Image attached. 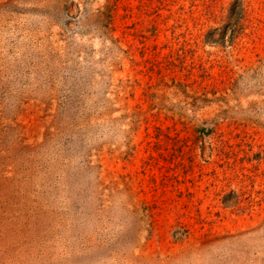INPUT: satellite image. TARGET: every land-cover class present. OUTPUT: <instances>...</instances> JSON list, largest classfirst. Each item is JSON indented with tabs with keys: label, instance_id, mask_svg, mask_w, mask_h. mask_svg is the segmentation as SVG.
I'll return each instance as SVG.
<instances>
[{
	"label": "rangeland",
	"instance_id": "1",
	"mask_svg": "<svg viewBox=\"0 0 264 264\" xmlns=\"http://www.w3.org/2000/svg\"><path fill=\"white\" fill-rule=\"evenodd\" d=\"M0 264H264V0H0Z\"/></svg>",
	"mask_w": 264,
	"mask_h": 264
},
{
	"label": "trees",
	"instance_id": "2",
	"mask_svg": "<svg viewBox=\"0 0 264 264\" xmlns=\"http://www.w3.org/2000/svg\"><path fill=\"white\" fill-rule=\"evenodd\" d=\"M238 5L241 7L242 4H241V3H238ZM240 20H241V19H239V18L237 19V18H236V19H235V22H234V27H233L234 29H233V31L236 32V33L239 32V26H240V24H241V23H240Z\"/></svg>",
	"mask_w": 264,
	"mask_h": 264
}]
</instances>
